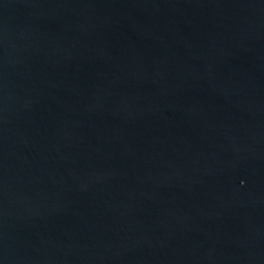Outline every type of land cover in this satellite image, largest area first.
I'll use <instances>...</instances> for the list:
<instances>
[{"label":"water","instance_id":"95a60500","mask_svg":"<svg viewBox=\"0 0 264 264\" xmlns=\"http://www.w3.org/2000/svg\"><path fill=\"white\" fill-rule=\"evenodd\" d=\"M0 264H264V0H0Z\"/></svg>","mask_w":264,"mask_h":264}]
</instances>
